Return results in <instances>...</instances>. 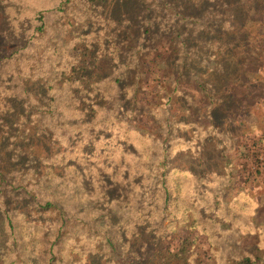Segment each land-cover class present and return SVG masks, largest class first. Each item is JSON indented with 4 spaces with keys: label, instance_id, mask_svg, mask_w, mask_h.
<instances>
[{
    "label": "trees",
    "instance_id": "trees-1",
    "mask_svg": "<svg viewBox=\"0 0 264 264\" xmlns=\"http://www.w3.org/2000/svg\"><path fill=\"white\" fill-rule=\"evenodd\" d=\"M48 1V7L31 11L33 28L43 36L51 27L45 13L51 14L61 45L50 47L67 69L63 76L53 72L46 87L40 81L0 86V146L10 147L9 161H0L5 170L0 171V264L198 260L196 234L212 232L210 224L224 211L220 194L210 190L213 181L223 179L224 187L235 174L221 131L233 122L220 112L232 111L223 102L229 97L227 79L254 50L252 33L245 36L246 23L253 15L264 19V0ZM9 6L0 0L1 23L13 17L20 21L18 14L8 16ZM259 35L264 38L263 31ZM8 51L0 47V56ZM149 79L158 81L159 89L148 92L159 96L165 91L161 110L167 114L156 118L161 133L153 141L160 153L145 160L143 151V162L134 164L139 155L130 146L138 143L136 135L146 136V129L134 125L136 134L122 143L111 133L115 116L100 114L110 101L127 102L126 111L136 110L132 99H139V85ZM183 79L188 87L181 91ZM189 88L203 97L200 118L187 106L193 95ZM47 91L53 99H69L64 104L72 119L56 116L58 103L46 100ZM178 91L180 110L187 112L180 118ZM63 127L72 133L69 156L54 151L53 162L41 168L50 138L66 142ZM10 161L20 174L21 193L14 198L4 182L14 167ZM170 218L173 222L165 224ZM235 264L255 262L242 256Z\"/></svg>",
    "mask_w": 264,
    "mask_h": 264
},
{
    "label": "rangeland",
    "instance_id": "rangeland-1",
    "mask_svg": "<svg viewBox=\"0 0 264 264\" xmlns=\"http://www.w3.org/2000/svg\"><path fill=\"white\" fill-rule=\"evenodd\" d=\"M3 3L5 5L10 4L8 16L13 17L18 14L20 21L13 17L9 21L0 22V47H3L4 50L11 49V51L0 56V86L1 84L7 86L8 81H19V84L22 81H40V84H44V81H53L51 79L53 72L63 76V70L67 67H64L62 59H56L58 57L53 55L54 49L50 47V44L54 42L57 43L55 47L61 45L58 43L61 38L53 32L54 24L51 14L45 13L46 20L50 19L51 27H48V32L45 29L43 36H39V38L33 28L36 21L33 20L35 14L31 11L35 7L39 9L48 7L50 1L3 0ZM246 25L249 31L245 36L249 32L252 33L254 50L243 58L241 70L238 73H232L230 79H227L229 97L223 102L225 106L232 107V111L227 109L220 111L222 117L233 121L229 125L224 124L221 131H223L222 142L225 147V154L231 160V171L234 169L235 174L231 175L230 184H226L224 187L221 185L223 179L211 180L213 184L210 190L212 193L220 194V197L217 198L224 211L221 210L222 217L217 220L218 222L210 224V227H213L212 232L196 234L198 238L193 247L200 256L198 260L188 264H235L242 256L250 257L255 264H264V38L259 35L260 31L264 32V19L260 18L259 15H253L247 20ZM12 41L19 43L17 42L18 45L12 47V45L10 46ZM246 47L239 50L246 49ZM49 72L51 74L48 80ZM157 82L149 79V81H143L139 85L142 87V91L137 95L138 100L132 99L138 107L133 112L126 111L127 102L122 101L120 105H116L114 101H110L109 107L100 114L102 117L109 112L113 114V117L115 116L117 125L111 133L122 143H125L130 135L136 134L134 125L139 124L146 129V136L136 135L138 143L130 146L136 151V156L139 155V158L133 157L128 151L130 157L135 160L134 164L136 161L143 162L140 158V153L143 151L147 155L145 160L153 159L156 150L160 153V147L154 143L153 138L161 133L156 118L166 117L167 111L161 109L165 107L167 95L163 90H160L159 96L148 92L151 89H159ZM49 84L44 85L46 87ZM174 84L171 83L172 86ZM186 87H188L186 79L181 80L179 90L182 91ZM189 89H191L190 94L193 93V95L191 103L187 106L192 105V114L196 113L195 116L200 118L202 116L199 113L202 110L199 107L204 105L199 101L203 97L200 94V96L195 94L196 91H193L195 88ZM176 94L175 99L178 106L176 117L180 118L187 112L180 110L183 103L182 93L178 91ZM53 97L55 96L50 95L47 91L46 100L51 103L53 101L58 103L57 107L59 108L56 110V116L66 118V121L72 119L73 116H70L68 107L64 104L69 99L64 95L56 99ZM234 99L238 101L237 105L228 103ZM122 105L125 107L123 108ZM62 132L61 135L64 134L67 139L66 142H64V138L60 140L50 138L51 140L48 142L46 152L41 160V168H45L46 164L53 162L54 151L60 150L61 155L69 156L68 143L71 141L72 133L68 127H63ZM150 144L153 147L146 148ZM0 150L2 151L0 161L4 165L9 161L6 155H10L8 152L10 147L1 145ZM106 158L103 157L99 160L103 161ZM182 160L188 163V158L185 155L182 156ZM10 163L15 164L14 161H10ZM0 171L4 172L5 170L0 169ZM18 171V166L14 165L10 170L9 177L5 174L6 180L4 182L8 183L9 197L12 198L21 193ZM206 196L208 201L212 203L217 201L209 195ZM54 216L55 213L50 214V218ZM171 222H173L172 218L167 219L165 224Z\"/></svg>",
    "mask_w": 264,
    "mask_h": 264
}]
</instances>
